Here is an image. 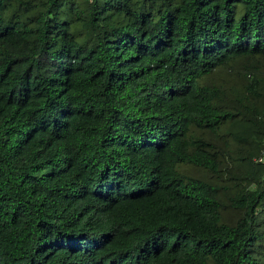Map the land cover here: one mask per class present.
Masks as SVG:
<instances>
[{"label":"trees","instance_id":"1","mask_svg":"<svg viewBox=\"0 0 264 264\" xmlns=\"http://www.w3.org/2000/svg\"><path fill=\"white\" fill-rule=\"evenodd\" d=\"M264 0H0V264H264Z\"/></svg>","mask_w":264,"mask_h":264},{"label":"built area","instance_id":"2","mask_svg":"<svg viewBox=\"0 0 264 264\" xmlns=\"http://www.w3.org/2000/svg\"><path fill=\"white\" fill-rule=\"evenodd\" d=\"M258 160L259 161H264V157H260Z\"/></svg>","mask_w":264,"mask_h":264}]
</instances>
